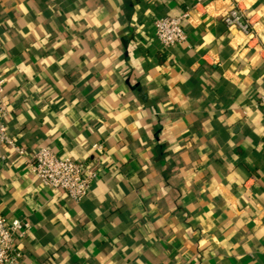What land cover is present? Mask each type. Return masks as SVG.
I'll return each mask as SVG.
<instances>
[{"label":"crops","instance_id":"obj_1","mask_svg":"<svg viewBox=\"0 0 264 264\" xmlns=\"http://www.w3.org/2000/svg\"><path fill=\"white\" fill-rule=\"evenodd\" d=\"M0 74L16 144L98 173L74 203L0 147L21 264H264V0H0Z\"/></svg>","mask_w":264,"mask_h":264},{"label":"built area","instance_id":"obj_2","mask_svg":"<svg viewBox=\"0 0 264 264\" xmlns=\"http://www.w3.org/2000/svg\"><path fill=\"white\" fill-rule=\"evenodd\" d=\"M188 17L189 12L187 11L177 18L164 16L154 21V36L162 50H169L185 42L186 33L182 22ZM223 23L228 29H236L243 35L251 34L252 28L249 21L244 19L235 8L225 14ZM260 106L264 110V96L260 99ZM9 113L6 80L0 74V147H8L18 157L25 159L27 171L43 187L61 191L72 202L79 203L92 189L98 173L83 162L60 158L47 148L38 149L27 155L8 134L5 122ZM92 150L100 152L102 147L94 145ZM29 231L30 225L26 221L18 219L7 221L0 211V264L22 263V254L17 247V242L23 240Z\"/></svg>","mask_w":264,"mask_h":264},{"label":"trees","instance_id":"obj_3","mask_svg":"<svg viewBox=\"0 0 264 264\" xmlns=\"http://www.w3.org/2000/svg\"><path fill=\"white\" fill-rule=\"evenodd\" d=\"M5 78V77H4Z\"/></svg>","mask_w":264,"mask_h":264}]
</instances>
